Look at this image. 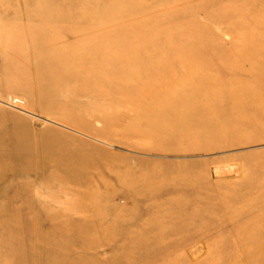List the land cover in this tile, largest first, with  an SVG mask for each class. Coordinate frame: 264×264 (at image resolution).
<instances>
[{"label": "rangeland", "instance_id": "rangeland-1", "mask_svg": "<svg viewBox=\"0 0 264 264\" xmlns=\"http://www.w3.org/2000/svg\"><path fill=\"white\" fill-rule=\"evenodd\" d=\"M261 53L264 0H0L10 264H264Z\"/></svg>", "mask_w": 264, "mask_h": 264}, {"label": "bare ground", "instance_id": "bare-ground-1", "mask_svg": "<svg viewBox=\"0 0 264 264\" xmlns=\"http://www.w3.org/2000/svg\"><path fill=\"white\" fill-rule=\"evenodd\" d=\"M261 56L264 57L263 53H261ZM9 160H12L11 156L3 157L2 155H0V168L3 166L4 163H8ZM4 167L2 168V170L4 169ZM6 167H10L9 163L6 165ZM2 170H0V182H1V178L4 177V175L1 174ZM4 230H5V237L3 238V240H0L2 241V243H0V261H2L3 264H10L9 254L11 247L13 245V241H12L13 232L11 230V226L4 227Z\"/></svg>", "mask_w": 264, "mask_h": 264}]
</instances>
